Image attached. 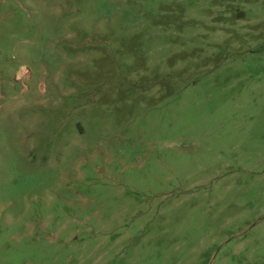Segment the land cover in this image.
Listing matches in <instances>:
<instances>
[{
  "label": "rangeland",
  "instance_id": "1",
  "mask_svg": "<svg viewBox=\"0 0 264 264\" xmlns=\"http://www.w3.org/2000/svg\"><path fill=\"white\" fill-rule=\"evenodd\" d=\"M0 264H264V0H0Z\"/></svg>",
  "mask_w": 264,
  "mask_h": 264
}]
</instances>
